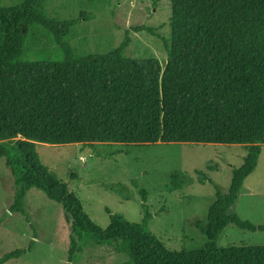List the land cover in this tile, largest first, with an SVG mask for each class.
<instances>
[{
	"label": "trees",
	"instance_id": "obj_1",
	"mask_svg": "<svg viewBox=\"0 0 264 264\" xmlns=\"http://www.w3.org/2000/svg\"><path fill=\"white\" fill-rule=\"evenodd\" d=\"M45 3L0 4V158L18 187L10 211L23 213L33 188L61 204L72 228L68 264L86 245L96 244L126 256L124 264H264V245H218L230 225L264 230L233 212L264 145V0H171L165 66L157 58L126 57L128 33L109 53L78 55L69 42L74 23L48 18ZM36 26L50 32L61 58H30L25 29ZM88 143L242 145L249 150L243 165L233 170L229 193H218L207 223L198 224L207 238L204 246L172 252L148 228L152 215L145 192L143 222L107 210L110 223L104 229L37 151L39 144ZM187 183V177L176 174L171 188Z\"/></svg>",
	"mask_w": 264,
	"mask_h": 264
},
{
	"label": "rangeland",
	"instance_id": "obj_2",
	"mask_svg": "<svg viewBox=\"0 0 264 264\" xmlns=\"http://www.w3.org/2000/svg\"><path fill=\"white\" fill-rule=\"evenodd\" d=\"M23 2L0 0L3 7ZM44 10L50 19L74 23L69 42L78 55L109 53L128 33L131 42L126 57L157 58L163 66L167 63L171 0H46ZM140 28L143 30L136 31ZM25 36L26 52L33 60L62 57L46 28H26ZM248 150L242 145L176 143L37 146L42 163L68 185L92 221L104 229L110 223L107 210L130 222H143L141 192H145L152 215L148 228L172 252L197 250L207 242L198 224L207 223L218 193H229L233 170L243 165ZM176 174L188 179L182 189L171 188ZM117 188L124 189L119 194ZM17 192L6 159L0 158V264H68L72 228L62 205L33 188L24 200V212L14 213L10 208ZM233 212L254 226L264 225V145ZM218 245H264V230L253 232L230 225ZM8 255L13 256L4 261ZM126 261L113 247L96 244L86 245L72 264Z\"/></svg>",
	"mask_w": 264,
	"mask_h": 264
}]
</instances>
